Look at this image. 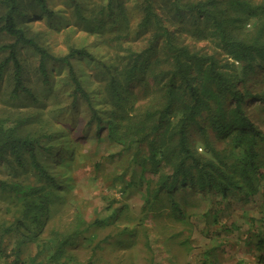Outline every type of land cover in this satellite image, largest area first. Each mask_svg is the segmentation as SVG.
<instances>
[{
    "label": "trees",
    "instance_id": "16d2710c",
    "mask_svg": "<svg viewBox=\"0 0 264 264\" xmlns=\"http://www.w3.org/2000/svg\"><path fill=\"white\" fill-rule=\"evenodd\" d=\"M47 1L30 0L29 7H38L40 15L47 21L59 19L61 16L48 7ZM166 1L168 5L162 12L154 0H138L141 16L136 27L138 31L150 30L149 40L139 52H130L128 65L117 74H111L107 82L104 94L115 102L114 111L105 117L93 109L88 122L94 121L97 135L106 128L107 137L123 142V137L131 132L135 135L132 137L134 142L146 144L147 154L140 161L142 169L148 166L158 174V180L156 188L147 195L145 209H152L154 200L159 199L158 193L163 191L171 198L176 214H181L179 203L175 201L179 188L216 194L224 199L231 196L249 199L259 193L264 181V166L260 159L264 132L249 113L252 102H257L254 109L264 108V89L254 90L246 84L249 71L257 67L264 69V0ZM69 2L74 3L73 13L85 28L94 27V23L89 25L91 15L82 9L85 0ZM0 4L3 6L0 34L12 39L0 44V51L4 53L0 60V75L8 69L12 73L9 98L20 99L23 93L31 94L35 89L27 86L28 80L24 81L23 74L29 70L18 57V48L23 47L34 50L39 57L35 71L39 73L41 85L50 91L54 89L47 63L59 62L73 80V99L83 96L91 106L89 92L81 78L90 79L88 68L96 62L102 65L101 55L94 53L92 48L75 45L64 55H54L21 25L24 23L22 18H30V9H24L19 0H0ZM99 6L96 21L108 18L111 26L120 24L124 29L129 28L132 15L127 12L130 6L125 0H101ZM58 12L60 15L62 10ZM186 38L191 40L187 42ZM157 48L161 54L151 59ZM166 62L169 67L159 69ZM160 74L163 82L161 105L146 112L142 121L132 125V117L125 112L130 101L125 92H129L134 80L141 82L148 75ZM15 123L0 116V162L9 164L7 156L10 155L11 161L15 160L23 167L21 155L26 150L37 183L0 179V194L15 193L22 201L20 215L0 235L1 241L4 232L17 235L16 247L9 253L2 252L5 257L6 254L13 256L5 264H39L36 259L39 252L24 260L20 258L21 247L36 243L48 224L54 188L57 189L60 183L42 159L53 160L59 154L53 145L42 143L40 134L37 137L24 135ZM194 135L200 137L204 146L202 153L197 154L192 148L194 140H198ZM213 139L223 141L224 146L217 149ZM119 211L120 207L114 209L112 217L109 215L106 221L94 219L88 222L80 216L75 219L70 233L55 231L49 262L59 263L66 259L61 262L66 264L69 258L66 248L79 238H87L91 243L93 237L87 235L89 228L106 224ZM207 215L210 216L209 211ZM253 236L261 251L258 262L264 263V234L256 232ZM105 239L102 237L98 241V248ZM44 263L48 264V261Z\"/></svg>",
    "mask_w": 264,
    "mask_h": 264
},
{
    "label": "rangeland",
    "instance_id": "374dc122",
    "mask_svg": "<svg viewBox=\"0 0 264 264\" xmlns=\"http://www.w3.org/2000/svg\"><path fill=\"white\" fill-rule=\"evenodd\" d=\"M100 1L85 0L82 9L91 15L89 25L94 23V27L85 28L73 13L74 3L69 0L47 1L48 7L61 16L51 22L40 15L38 7H29L30 0H19L24 9H30V18H20L24 20L21 25L51 53L64 55L74 45L92 48L94 53L101 55L100 61L104 64L93 63L88 68L90 79L81 78L89 92L91 106L83 96L73 99V80L67 68L59 62L47 63L54 89L50 91L41 85L39 73L35 71L39 57L30 48L19 47L18 57L23 67L29 70L23 75L24 81H29L27 86L35 88L33 94L23 93L20 99H10L11 70L0 75V116L17 122V129L24 135L37 137L40 134L42 143L53 145L59 154L53 160L42 159L60 183L57 189L54 188L48 224L36 243L21 247L20 258L26 260L39 252L36 258L39 264H45L44 261L61 264L66 259L59 263L49 262L55 231L70 233L75 219L80 216L88 222L94 219L106 221L113 210L120 207L109 222L89 228L87 235L93 237L91 243L87 238H79L66 248V257L69 256L66 264H264L258 262L261 251L257 249L253 236L256 232L264 234V181L259 193L245 200L232 196L224 199L216 194L179 188L175 201L179 203L181 214H176L171 198L163 191L158 193L159 199L154 200L152 209H145L147 195L156 188L158 180V174L148 166L142 169L140 161L147 154L146 144L134 142L132 137L135 135L131 132L123 137V142L107 137L106 128L97 135L94 121L88 122L93 109L105 117L114 111L115 102L104 94L107 82L111 74H117L128 65L130 52L142 50L150 37V30L138 31L136 27L141 16L138 0H125L130 6L127 12L132 15L127 29L120 24L111 26L108 18L96 21ZM154 2L162 12L168 5L166 0ZM2 10L0 4V14ZM59 10H62L60 15ZM11 40L0 34V44ZM190 40L186 38L187 42ZM160 54L157 48L151 59ZM3 57L4 53L0 51V60ZM168 67L169 62H166L159 69ZM161 76L148 75L141 82L134 80L129 92H125L130 98L125 112L132 117V125L142 121L146 112L161 105ZM246 84L254 90L264 89V69L257 67L249 71ZM254 103L257 102H252L250 116L260 123L264 132V108L254 109ZM135 129L139 131V128ZM194 137L198 140H194L192 148L197 154L202 153L204 146L200 137ZM213 143L217 149L224 146L221 140L213 139ZM41 156L39 153L40 160ZM260 156L264 166V143ZM7 157L9 164L0 162V179L37 183L26 150L21 155L23 167H19L15 160L11 161L10 155ZM21 209L22 201L15 193L0 194V235L4 228L13 225ZM102 237L106 239L98 248ZM17 238L15 234L3 233L0 264L13 258L7 254L5 257L2 250L9 253L16 247Z\"/></svg>",
    "mask_w": 264,
    "mask_h": 264
}]
</instances>
